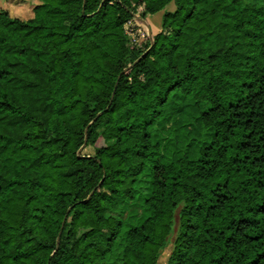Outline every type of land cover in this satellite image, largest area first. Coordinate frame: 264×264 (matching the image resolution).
<instances>
[{"label":"trees","instance_id":"16d2710c","mask_svg":"<svg viewBox=\"0 0 264 264\" xmlns=\"http://www.w3.org/2000/svg\"><path fill=\"white\" fill-rule=\"evenodd\" d=\"M161 12L133 45L126 24ZM177 96L211 138L166 162ZM147 170L146 217L124 221ZM176 221L168 264H264V0L1 9L0 264H158Z\"/></svg>","mask_w":264,"mask_h":264},{"label":"rangeland","instance_id":"374dc122","mask_svg":"<svg viewBox=\"0 0 264 264\" xmlns=\"http://www.w3.org/2000/svg\"><path fill=\"white\" fill-rule=\"evenodd\" d=\"M38 3L39 0H0V10L8 8L12 16L29 19L32 17L33 7ZM151 20L153 21L152 18ZM166 112L167 118L160 122L153 131L154 141L160 143L162 147L164 160L168 162L184 153L191 156L196 155L198 149L209 142L211 134L201 129L197 119L198 112L192 101L179 96L174 97L173 103L168 106ZM84 153L91 154L93 149L88 148L84 150ZM151 180L150 171L147 170L141 174L138 183L139 200L136 203L124 205L119 212L124 221L139 224L145 219L146 212L143 203L150 192ZM177 232L178 222L176 221L169 246L162 252L158 264H168Z\"/></svg>","mask_w":264,"mask_h":264},{"label":"built area","instance_id":"2783aa9c","mask_svg":"<svg viewBox=\"0 0 264 264\" xmlns=\"http://www.w3.org/2000/svg\"><path fill=\"white\" fill-rule=\"evenodd\" d=\"M126 34L130 37L133 45L142 47L147 37L150 35L147 27L139 20H131L125 26Z\"/></svg>","mask_w":264,"mask_h":264},{"label":"crops","instance_id":"0c3cea01","mask_svg":"<svg viewBox=\"0 0 264 264\" xmlns=\"http://www.w3.org/2000/svg\"><path fill=\"white\" fill-rule=\"evenodd\" d=\"M167 9L169 11H174L175 9V6L174 4H171L167 7ZM151 18L153 19V21L151 20ZM162 18H163V12L157 14V15H154V16H149V22L150 24H152V26L149 27V25H147L145 22H142L143 25L145 27H147V29H149V32L150 34H152V31L153 32H158L161 28V23H162ZM155 19V20H154ZM151 20V21H150ZM156 30V31H155Z\"/></svg>","mask_w":264,"mask_h":264},{"label":"water","instance_id":"95a60500","mask_svg":"<svg viewBox=\"0 0 264 264\" xmlns=\"http://www.w3.org/2000/svg\"><path fill=\"white\" fill-rule=\"evenodd\" d=\"M149 33H150V32H149ZM150 35H151V34H150ZM59 243H60V236H59V238H58V243H57V244L59 245Z\"/></svg>","mask_w":264,"mask_h":264}]
</instances>
